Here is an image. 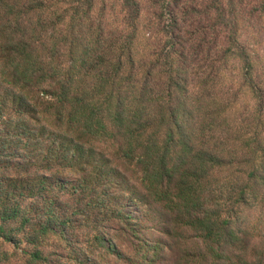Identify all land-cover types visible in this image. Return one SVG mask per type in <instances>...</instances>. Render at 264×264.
Returning a JSON list of instances; mask_svg holds the SVG:
<instances>
[{"label": "trees", "instance_id": "trees-1", "mask_svg": "<svg viewBox=\"0 0 264 264\" xmlns=\"http://www.w3.org/2000/svg\"><path fill=\"white\" fill-rule=\"evenodd\" d=\"M181 1L112 21L109 0H0V239L25 263L95 216L104 259L264 264V64L243 42L264 0Z\"/></svg>", "mask_w": 264, "mask_h": 264}, {"label": "rangeland", "instance_id": "rangeland-1", "mask_svg": "<svg viewBox=\"0 0 264 264\" xmlns=\"http://www.w3.org/2000/svg\"><path fill=\"white\" fill-rule=\"evenodd\" d=\"M143 2V6L145 8V12L149 17L153 15L154 9H153V1L157 0H140ZM164 1V0H161ZM170 1V0H169ZM212 1L215 0H182L180 2V8L183 7H190V12L193 10H196V12H203L205 10V7L209 4H211ZM109 11L107 12L108 18H110L112 21H116L118 19H122L124 17V11L121 8V5L123 3V0H109ZM238 0H235V3L237 4ZM158 14H161L158 12ZM256 16L260 15L258 13H255ZM264 16V15H263ZM190 17L193 18H201L200 16L190 15ZM171 22V19H167L165 23L169 24ZM191 23H199V20L196 21L194 19H191ZM115 26V25H114ZM261 26L258 27L257 30L252 31L250 29H245L243 31V42L246 43L249 46H254L255 52L258 53L259 60L262 64H264V27L263 30H260ZM185 31H189L191 33H196L199 30H202L203 27L195 26L190 27L189 25L184 27ZM127 177L129 181L134 185L138 184L140 179V175L137 171L134 169L127 171ZM121 199L123 200V194L119 195ZM126 199V198H125ZM66 203H64V206L72 207L78 205V199L75 197H65L64 200ZM149 207L146 208V210H149ZM132 211H136V207H132ZM63 213V211H62ZM140 213L142 212V209H140ZM93 213L92 215H94ZM150 214L154 217H157V219H153L152 225L156 227L158 223H160L162 216L156 215L153 209L150 210ZM251 216V215H250ZM102 221V218H95V216H92L91 220H88L87 222H81L75 223V225L68 228V233L63 240H56V239H49L46 241L43 250L44 254L47 257V260L43 261L41 264H82V262H85L86 259H88L90 262L89 264H122L119 262L116 257H109L105 258L101 255L102 249H99L98 246H93V236H94V227L97 223ZM157 223V224H156ZM83 225V226H82ZM158 233L156 229L150 230V238H153L155 234ZM114 234V232H113ZM70 240L72 242H70ZM166 240V239H165ZM123 241V240H120ZM119 241V242H120ZM176 245V243H175ZM21 249H16L13 245H10L8 243H5L3 239H0V264H28L25 263L24 255L22 253ZM166 257L169 258V256L166 254ZM81 261V263L79 262ZM176 258H169L168 261L162 262V264H177Z\"/></svg>", "mask_w": 264, "mask_h": 264}]
</instances>
